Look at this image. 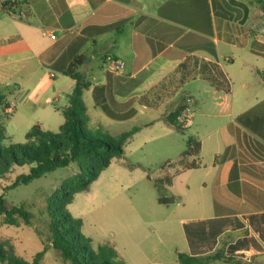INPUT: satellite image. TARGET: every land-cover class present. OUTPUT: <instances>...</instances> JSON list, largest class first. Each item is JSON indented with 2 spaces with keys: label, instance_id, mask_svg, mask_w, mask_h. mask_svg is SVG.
Masks as SVG:
<instances>
[{
  "label": "crops",
  "instance_id": "obj_1",
  "mask_svg": "<svg viewBox=\"0 0 264 264\" xmlns=\"http://www.w3.org/2000/svg\"><path fill=\"white\" fill-rule=\"evenodd\" d=\"M10 4L23 15L9 14ZM253 8L246 0H0V91L10 102L5 124L14 120L25 133L35 123L56 131L75 84L64 70L76 56L82 58L74 71L90 82L81 98L86 94L111 119L129 120L155 105L162 107L157 119L172 127L169 113L206 95L229 115L231 78L221 59L238 62L248 73L240 83L246 100L220 128L222 147L200 157V139L198 167L168 165L164 173L202 170L201 186L210 188V212L178 219L181 252L222 249L264 264V28L239 23ZM109 58L122 68L109 70Z\"/></svg>",
  "mask_w": 264,
  "mask_h": 264
},
{
  "label": "rangeland",
  "instance_id": "obj_2",
  "mask_svg": "<svg viewBox=\"0 0 264 264\" xmlns=\"http://www.w3.org/2000/svg\"><path fill=\"white\" fill-rule=\"evenodd\" d=\"M246 2L254 8L248 20L244 18L239 23L247 25L248 21V25H252L256 22L258 27L264 28V0L262 3L261 0ZM261 10L262 13H259ZM241 54L239 57H242ZM221 62L231 78L228 93L232 94L231 114H234L238 104L246 100L242 96L244 92L241 90L244 89H240V83L242 76L247 77L248 73L239 68L238 62L232 65L222 59ZM259 63L264 66V60ZM218 94H224V91ZM82 100L88 116L84 127L93 135H115L133 127L137 129L124 141L122 155L113 157L87 190L74 193L67 205L68 210L72 216L80 219V230L92 249L97 250L98 246L103 245L111 250L112 259L122 264H174L173 253L182 250L178 219L210 212V188L201 186L202 170L175 175L174 170L170 169L173 185L167 187L164 194L173 197V202L162 204L157 201L158 193L153 179L170 168V164L166 163L173 162L179 156L189 136L202 140L200 157L212 156L216 145H223V136L219 131L228 123L231 114L225 115L223 106L215 102L218 99L209 95L203 99L198 97V102L189 106V124L183 125L182 130H176L157 119L162 107L151 105L147 109L137 110L129 120H116L92 106L86 94ZM60 103L57 102V105ZM150 121L153 122L147 124ZM17 124L14 120L5 124L4 146L25 141V130H21ZM50 130L51 133L55 132L54 128ZM77 170V165L70 163L15 186H11L15 176L27 173L28 165L15 166L3 174L0 177V194H3L4 202L16 206L22 204L33 214V222L32 225H25L22 221L16 225H4L1 222L3 216L0 215V243L11 247L15 254L29 262L36 252L43 250L38 264H71L48 245L42 211L55 188L66 184Z\"/></svg>",
  "mask_w": 264,
  "mask_h": 264
},
{
  "label": "trees",
  "instance_id": "obj_3",
  "mask_svg": "<svg viewBox=\"0 0 264 264\" xmlns=\"http://www.w3.org/2000/svg\"><path fill=\"white\" fill-rule=\"evenodd\" d=\"M7 3L5 1L2 4L3 7ZM81 58V56L74 57L64 70V73L75 80V84L71 92L66 94L68 104L61 109L64 120L54 133L35 123L26 131L23 143L4 146L5 122L10 117V112L7 110L10 102L7 95L0 91V177L15 166L28 165L27 173L15 176L11 183V186H15L19 183H27L57 167L75 163L78 167L77 172L66 184L55 188L46 200L42 211L46 241L71 264H122L121 261L112 259V252L107 247L100 245L97 250L90 247L87 238L80 230V219L72 216L67 208L74 193L87 190L99 172L108 166L110 160L122 155L124 141L137 129L133 127L115 135L109 133L93 135L89 129L84 127L87 115L81 94L90 82L74 71V67L80 63ZM13 87L6 86L10 92L14 89ZM184 105L166 116L167 122L176 130L184 128L178 120L181 110L186 107ZM102 108L111 117L117 116L113 112L110 113L106 106L103 105ZM200 147V141L189 136L179 156L173 162L166 164L177 165L179 167L177 171L196 168ZM172 179L173 174L168 172L153 179L159 203L173 202V197L164 194L167 187L172 184ZM2 197L3 194H0V215L3 216L1 222L4 225H16L20 221L25 225H32L33 214L31 212L27 211L22 204L19 206L6 204ZM42 251L36 252L32 261L29 262L15 254L11 247L0 243V262L38 264ZM175 255L177 264H261L255 260V256L249 259L227 256L222 249L200 255L177 251Z\"/></svg>",
  "mask_w": 264,
  "mask_h": 264
},
{
  "label": "built area",
  "instance_id": "obj_4",
  "mask_svg": "<svg viewBox=\"0 0 264 264\" xmlns=\"http://www.w3.org/2000/svg\"><path fill=\"white\" fill-rule=\"evenodd\" d=\"M6 11L13 15V16H21L23 15V11L18 10L16 12V6H14L13 4H10L8 7H6ZM110 62H109V66L108 69L111 71H115L118 70L120 68H122V64L120 62H117L116 60H112L111 58ZM190 109L188 107H185L181 110L179 116H178V120L182 123V125L187 126L191 120V114H190Z\"/></svg>",
  "mask_w": 264,
  "mask_h": 264
}]
</instances>
